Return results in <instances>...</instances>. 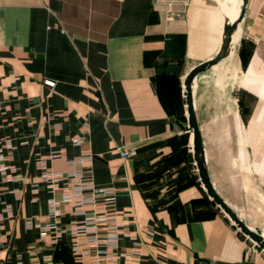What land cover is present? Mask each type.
Here are the masks:
<instances>
[{"label": "crops", "instance_id": "1", "mask_svg": "<svg viewBox=\"0 0 264 264\" xmlns=\"http://www.w3.org/2000/svg\"><path fill=\"white\" fill-rule=\"evenodd\" d=\"M239 1L236 14L227 0H0V162L20 176L0 172L5 264H264L201 182L186 100V77L219 54ZM263 79L264 0H248L228 55L192 91L210 181L262 235L264 132H204L202 122L253 129ZM82 157L76 170L107 193L77 214L62 200L69 161ZM46 171L63 175L58 189ZM52 198L62 202L61 233L41 237L34 223L50 221ZM110 210L126 231L117 248L101 224V241L76 254L71 225Z\"/></svg>", "mask_w": 264, "mask_h": 264}, {"label": "built area", "instance_id": "2", "mask_svg": "<svg viewBox=\"0 0 264 264\" xmlns=\"http://www.w3.org/2000/svg\"><path fill=\"white\" fill-rule=\"evenodd\" d=\"M173 0H171L172 4ZM51 85H54V82H49ZM8 147H11V144H8ZM137 154V149L132 148L128 150H123L122 155L124 157H133ZM87 157L76 158L74 160L69 161V170L68 174L71 178H73L72 187H70L69 191L66 192L63 198V202H72L75 206V212L77 214H84L85 207L98 204L99 202L96 199L95 193H107L105 188L97 189L94 187L91 181H84L83 174L81 171L76 170V165L85 161ZM11 171L9 174L12 178H19L20 176L16 174V169L11 165L0 162V172L7 173ZM44 179L50 182V185L53 189H58L59 181L63 178V175L60 172L46 171L44 173ZM86 190H92V194H87ZM115 202L114 194H109L105 197L103 203L106 205H112ZM62 202L52 198L49 201V213L48 217L50 221L46 224L34 223V226L40 229V236L46 237L50 233L56 234L59 236L61 230L58 226V217L60 215V206ZM6 213H11L12 209L7 207L5 209ZM117 212L115 210H110L102 214H95L93 216L87 217L82 222H75L71 225L70 231L74 234L75 240L72 242L74 252L76 254L81 253V244L89 243L90 245H97L101 241V234L99 231V226L101 224H106L108 228V232L104 236L105 243L107 247L110 249H115L118 246V239L120 236L126 233L125 228L121 227L117 222ZM4 217V214H0V219ZM82 237V238H80ZM3 242V239L0 237V243ZM0 264H5L3 259L0 257ZM41 264V263H37ZM49 264H66L63 261H53Z\"/></svg>", "mask_w": 264, "mask_h": 264}, {"label": "water", "instance_id": "3", "mask_svg": "<svg viewBox=\"0 0 264 264\" xmlns=\"http://www.w3.org/2000/svg\"><path fill=\"white\" fill-rule=\"evenodd\" d=\"M247 3L248 0H243V7L239 17L232 24H230L225 28L224 40L219 54L214 59L208 62H204L196 66L193 70H191V72L186 77L185 86H186V100H187L188 113H189V120H188L189 128L193 132L194 159L197 165L201 182L204 185L208 195L214 200V202L217 203L230 216V218L236 223V225L241 229L243 233L248 235L260 248L264 250L263 235L258 233L257 231L252 230L250 227L246 225V223L243 220H241L237 216V214L228 206V204L216 192L214 186L210 181V177L206 165V155H205L202 131L196 115V109H195L193 91H192V84L194 79L199 74L207 71L213 65L217 64L220 60H222L228 55L232 35L237 29L239 22L243 19L245 15Z\"/></svg>", "mask_w": 264, "mask_h": 264}, {"label": "rangeland", "instance_id": "4", "mask_svg": "<svg viewBox=\"0 0 264 264\" xmlns=\"http://www.w3.org/2000/svg\"><path fill=\"white\" fill-rule=\"evenodd\" d=\"M227 1L230 3L231 6H235V8H237V10L235 11L236 14H238L240 12V9H238V4L240 3V1L239 0L237 1L227 0ZM260 81L262 82V78ZM256 94L260 96L262 101L257 110L256 121L253 129L251 128L246 129L245 121L243 122L240 120L238 121L236 119H233L230 121H204L202 122V127L204 129V132H264V89H261L259 91L258 89H256ZM242 159L243 161H246L247 154L242 156ZM242 173L247 175L250 174V171L248 170V168H242Z\"/></svg>", "mask_w": 264, "mask_h": 264}, {"label": "bare ground", "instance_id": "5", "mask_svg": "<svg viewBox=\"0 0 264 264\" xmlns=\"http://www.w3.org/2000/svg\"><path fill=\"white\" fill-rule=\"evenodd\" d=\"M263 237H264V234H263Z\"/></svg>", "mask_w": 264, "mask_h": 264}]
</instances>
